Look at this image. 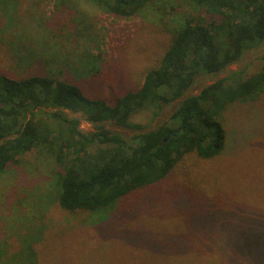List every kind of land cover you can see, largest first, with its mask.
I'll use <instances>...</instances> for the list:
<instances>
[{"label":"trees","instance_id":"obj_1","mask_svg":"<svg viewBox=\"0 0 264 264\" xmlns=\"http://www.w3.org/2000/svg\"><path fill=\"white\" fill-rule=\"evenodd\" d=\"M45 1H31L33 14L25 22L18 14L20 2L0 0L1 42L9 34L22 38L30 51L24 60L36 58L47 69L43 75L24 78L0 73V175L9 166L23 165L32 151L43 152L56 164L50 175L58 207L68 213L89 212L97 216L96 228L105 230L110 224L136 217L139 212L126 200L165 185L160 184L169 181L185 155L211 160L223 153V112L264 90V57L256 72H231L198 94L185 97L168 121L148 132L124 137L105 123L139 131L143 126L131 123L132 116L178 100L197 77L219 75L249 50L263 45L264 0H87L119 18L155 14L164 20L163 16L179 15L173 18L171 44L157 67L146 73L137 90L127 91L113 103L88 97L77 82L65 78L70 75L80 80L102 74V54L92 52L99 43L92 17L76 9L74 0H52L56 12L72 16L71 24L46 26L36 11ZM60 40L71 48L60 49L56 45L62 44ZM14 60L21 68L23 59ZM66 111L80 112L92 130L80 131L79 120L69 118ZM109 212L113 213L110 219ZM33 230L35 236L24 241L20 237L14 252L0 246V264H54L49 252L54 247L40 242V228ZM134 240L130 242L136 244L137 238Z\"/></svg>","mask_w":264,"mask_h":264},{"label":"rangeland","instance_id":"obj_2","mask_svg":"<svg viewBox=\"0 0 264 264\" xmlns=\"http://www.w3.org/2000/svg\"><path fill=\"white\" fill-rule=\"evenodd\" d=\"M31 1L17 0L18 14L25 22L33 14ZM74 2L76 9L92 17L99 41L92 52L102 54L103 71L97 77L65 78L77 82L88 97L113 103L127 91L137 90L146 73L157 67L171 44L173 18L179 15L163 16L164 20L155 14L119 18L87 0ZM36 11L46 26L71 24L72 16L56 12L52 0L39 4ZM2 25L0 17V28ZM5 36L6 41L0 40V73L14 78L46 73L36 58L24 60L30 51L22 38ZM56 45L63 51L71 48L64 41ZM263 57L264 44L249 50L219 75L197 77L178 100L158 110L140 111L130 119L143 126L139 131L109 122L105 127L124 137L148 132L168 121L185 97L198 94L231 72H256ZM15 58L23 59L21 68ZM247 100L237 101L223 112L226 144L221 155L211 160L185 155L160 189L149 188L143 196L126 200L139 212L136 217L110 224L105 230L96 228L97 216L89 212L68 213L58 207L50 175L56 164L43 152L32 151L23 165L9 166L0 175V244L4 243L0 246L14 252L20 237L24 241L36 234L33 228H40V242L54 247L49 251L54 264H264V90ZM66 113L79 120L80 131L92 130L80 112ZM136 202L140 203L136 206ZM112 214L108 213L109 219ZM130 230L133 233L125 236ZM136 238L138 242L132 244Z\"/></svg>","mask_w":264,"mask_h":264},{"label":"water","instance_id":"obj_3","mask_svg":"<svg viewBox=\"0 0 264 264\" xmlns=\"http://www.w3.org/2000/svg\"><path fill=\"white\" fill-rule=\"evenodd\" d=\"M170 134L164 139V142L169 139Z\"/></svg>","mask_w":264,"mask_h":264}]
</instances>
